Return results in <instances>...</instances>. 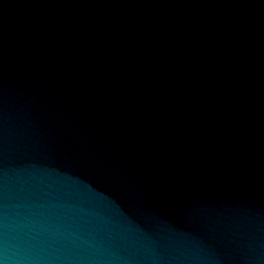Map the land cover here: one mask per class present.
Returning <instances> with one entry per match:
<instances>
[{
	"label": "water",
	"instance_id": "95a60500",
	"mask_svg": "<svg viewBox=\"0 0 264 264\" xmlns=\"http://www.w3.org/2000/svg\"><path fill=\"white\" fill-rule=\"evenodd\" d=\"M0 264H264V0H0Z\"/></svg>",
	"mask_w": 264,
	"mask_h": 264
}]
</instances>
